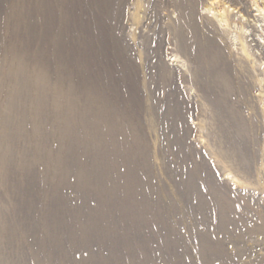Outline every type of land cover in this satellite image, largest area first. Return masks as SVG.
Instances as JSON below:
<instances>
[{
	"label": "rangeland",
	"instance_id": "rangeland-1",
	"mask_svg": "<svg viewBox=\"0 0 264 264\" xmlns=\"http://www.w3.org/2000/svg\"><path fill=\"white\" fill-rule=\"evenodd\" d=\"M182 1L0 0V264H264V0Z\"/></svg>",
	"mask_w": 264,
	"mask_h": 264
},
{
	"label": "bare ground",
	"instance_id": "bare-ground-1",
	"mask_svg": "<svg viewBox=\"0 0 264 264\" xmlns=\"http://www.w3.org/2000/svg\"><path fill=\"white\" fill-rule=\"evenodd\" d=\"M184 1V0H183ZM182 1V2H183ZM189 1V0H188ZM191 1H193V2H195L196 0H191ZM212 1H214V0H209V2H212ZM228 1V0H227ZM255 3H256V0H253ZM181 2V3H182ZM229 2L230 3H232V4H235L234 3V0H229ZM236 2V1H235ZM239 2V1H238ZM190 3V2H189ZM185 4V3H184ZM195 4H197V2L195 3ZM189 5V4H188ZM190 6V5H189ZM194 6V5H193ZM185 7V6H184ZM191 9H194V7L193 8H191ZM260 11H261V13H264V9H260ZM218 18H219V22L220 23H222L223 25H228L229 23V21H228V17H227V15H226V13L225 12H223V13H220L219 15H218ZM213 54H214V59L216 60V61H219L220 60V58H219V51H218V47L216 46V44H215V46L213 47ZM219 79H220V81H221V87H222V89L224 90V92H226L227 94H231V92H232V86H231V79H230V77L228 76V74L227 73H225V72H222V73H220L219 74ZM58 100V99H57ZM238 181V180H237Z\"/></svg>",
	"mask_w": 264,
	"mask_h": 264
}]
</instances>
